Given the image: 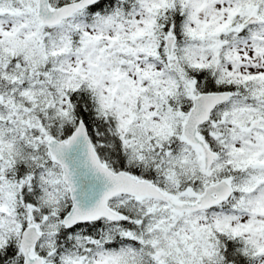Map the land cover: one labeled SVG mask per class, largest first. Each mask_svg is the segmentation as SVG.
I'll list each match as a JSON object with an SVG mask.
<instances>
[{
  "label": "snow or ice",
  "instance_id": "6c2138e0",
  "mask_svg": "<svg viewBox=\"0 0 264 264\" xmlns=\"http://www.w3.org/2000/svg\"><path fill=\"white\" fill-rule=\"evenodd\" d=\"M0 264H264V0H0Z\"/></svg>",
  "mask_w": 264,
  "mask_h": 264
}]
</instances>
